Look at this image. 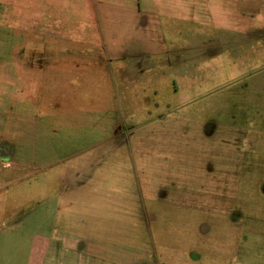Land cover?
<instances>
[{"label": "rangeland", "instance_id": "rangeland-1", "mask_svg": "<svg viewBox=\"0 0 264 264\" xmlns=\"http://www.w3.org/2000/svg\"><path fill=\"white\" fill-rule=\"evenodd\" d=\"M14 3L0 115L56 110L14 155L52 165L29 180H74L67 231L127 263L168 227L215 245L205 264H264V0Z\"/></svg>", "mask_w": 264, "mask_h": 264}, {"label": "crops", "instance_id": "crops-1", "mask_svg": "<svg viewBox=\"0 0 264 264\" xmlns=\"http://www.w3.org/2000/svg\"><path fill=\"white\" fill-rule=\"evenodd\" d=\"M16 6L14 0H0V26L8 25ZM41 51L45 57L44 53H51L52 49ZM38 72L43 80L45 71L39 68ZM13 104L10 99L8 105ZM55 111L44 113L43 121L31 115L14 116L11 112L0 115V264H205L207 255L217 259L215 245L190 241L186 238L188 231L172 232L168 227L155 233L150 245L144 243L143 248L149 247L150 252L143 251L130 263L125 260L124 246L117 245L118 251L111 253L110 243L95 236L97 230L83 236L85 239L74 238L70 225L67 231V224H62L58 206L61 200L58 194L61 191L64 201L66 196L70 197L74 180H29L32 174L39 170L44 173L52 165L40 166L39 163H44L38 159L31 166L14 155L15 149L29 148V139L37 144L41 134L56 135L59 121ZM76 161L84 163L82 155ZM78 166L72 169L78 171ZM68 173H72L71 168ZM66 213L70 212L64 210Z\"/></svg>", "mask_w": 264, "mask_h": 264}]
</instances>
